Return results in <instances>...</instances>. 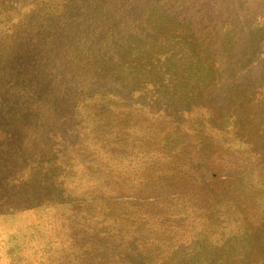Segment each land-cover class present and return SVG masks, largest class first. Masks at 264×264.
Segmentation results:
<instances>
[{
  "label": "rangeland",
  "instance_id": "374dc122",
  "mask_svg": "<svg viewBox=\"0 0 264 264\" xmlns=\"http://www.w3.org/2000/svg\"><path fill=\"white\" fill-rule=\"evenodd\" d=\"M0 264H264V0H0Z\"/></svg>",
  "mask_w": 264,
  "mask_h": 264
}]
</instances>
